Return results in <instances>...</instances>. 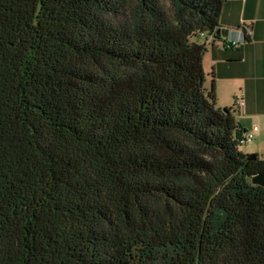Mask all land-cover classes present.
I'll list each match as a JSON object with an SVG mask.
<instances>
[{"label": "trees", "instance_id": "1", "mask_svg": "<svg viewBox=\"0 0 264 264\" xmlns=\"http://www.w3.org/2000/svg\"><path fill=\"white\" fill-rule=\"evenodd\" d=\"M224 1L0 0V264H264V157L204 86Z\"/></svg>", "mask_w": 264, "mask_h": 264}, {"label": "crops", "instance_id": "2", "mask_svg": "<svg viewBox=\"0 0 264 264\" xmlns=\"http://www.w3.org/2000/svg\"><path fill=\"white\" fill-rule=\"evenodd\" d=\"M219 24L220 30L203 53L204 81L208 75L210 85L214 74L220 108L230 107L236 92L244 97L241 128L248 129L250 123L264 127V0H225ZM232 41L234 46H227ZM254 137L264 153V129L258 128Z\"/></svg>", "mask_w": 264, "mask_h": 264}, {"label": "rangeland", "instance_id": "3", "mask_svg": "<svg viewBox=\"0 0 264 264\" xmlns=\"http://www.w3.org/2000/svg\"><path fill=\"white\" fill-rule=\"evenodd\" d=\"M209 78L208 75H206V80L204 81V86L205 87H209ZM235 86H237V84H235ZM245 102L244 97L239 93L236 92L232 95V99H231V103H230V107L233 109V113L235 115L236 121L241 122V126H244V121L239 119V116L241 114L240 109L243 107L242 103ZM217 104V103H216ZM258 122V121H256ZM257 127L260 129H264L263 126H260L259 123H256ZM264 124V123H263ZM249 128L251 127V123L247 125ZM260 126V127H259ZM248 128V129H249ZM255 138V137H254ZM239 149L243 152V153H257L261 158L264 157V153H263V148H258L257 145V138L253 139L251 142L249 143H244V144H239Z\"/></svg>", "mask_w": 264, "mask_h": 264}, {"label": "built area", "instance_id": "4", "mask_svg": "<svg viewBox=\"0 0 264 264\" xmlns=\"http://www.w3.org/2000/svg\"><path fill=\"white\" fill-rule=\"evenodd\" d=\"M214 35L213 33L205 35L206 43L212 41ZM235 42L232 41L227 44V46H234ZM242 103V102H241ZM258 127L256 125L251 126L249 129H246L242 136L238 139L239 144L249 143L254 139L255 133L257 132Z\"/></svg>", "mask_w": 264, "mask_h": 264}, {"label": "water", "instance_id": "5", "mask_svg": "<svg viewBox=\"0 0 264 264\" xmlns=\"http://www.w3.org/2000/svg\"><path fill=\"white\" fill-rule=\"evenodd\" d=\"M224 109V108H223ZM250 157L254 158L255 155H251ZM251 183L264 185V174L258 173L251 176Z\"/></svg>", "mask_w": 264, "mask_h": 264}]
</instances>
